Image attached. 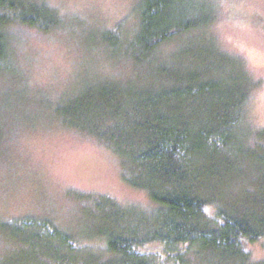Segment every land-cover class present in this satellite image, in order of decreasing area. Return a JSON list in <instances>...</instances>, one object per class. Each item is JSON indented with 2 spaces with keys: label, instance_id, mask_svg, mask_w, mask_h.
Listing matches in <instances>:
<instances>
[{
  "label": "trees",
  "instance_id": "16d2710c",
  "mask_svg": "<svg viewBox=\"0 0 264 264\" xmlns=\"http://www.w3.org/2000/svg\"><path fill=\"white\" fill-rule=\"evenodd\" d=\"M7 1L0 0V69L9 59L4 28L10 21L43 30L62 22L45 1ZM138 11L139 32L128 52L136 61L154 56L170 39L209 26L216 15L212 0H141ZM195 51L186 48L184 56L189 59ZM213 59L208 69L165 65L152 81L136 79L134 101L119 100L120 87L107 82L100 98L78 96L72 108L56 104L64 123L106 140L124 166L136 170L137 176L126 181L146 191L150 207L121 205L102 195L99 230L91 232L88 248H76L75 237L48 220L22 218L7 226L8 233L50 249L49 264H194L191 259L203 264L202 256H208V264H220L225 256L244 260L247 242L264 235V175L245 177L241 184L224 177L246 159L264 165V148L248 145L250 79L234 58ZM222 199L229 202L220 206ZM209 205L215 206L212 214ZM96 241L104 247L97 249ZM149 245L162 251H149Z\"/></svg>",
  "mask_w": 264,
  "mask_h": 264
},
{
  "label": "rangeland",
  "instance_id": "374dc122",
  "mask_svg": "<svg viewBox=\"0 0 264 264\" xmlns=\"http://www.w3.org/2000/svg\"><path fill=\"white\" fill-rule=\"evenodd\" d=\"M36 1H45L62 22L43 30L15 20L4 28L10 54L0 69V264L50 263V249L8 233L13 221L48 220L72 234L76 248L87 244L88 248L91 232L99 230L95 226L102 195L121 205H152L145 190L126 181L137 176L136 170L125 167L106 140L64 123L55 113L56 104L72 108L78 96L94 93L100 98L101 87L110 83L120 87L119 100L134 101L136 79L152 81L161 74L160 67L170 70L181 64L187 70L208 69L214 57L229 62L234 58L252 83L245 113L252 129L248 145L264 148V138L257 141L264 130V76L249 71L239 54L241 48L264 46V0H212L216 11L212 24L166 41L154 56L140 61L128 52L139 32L141 0ZM112 39L118 40L116 46ZM186 48L196 50L189 59L184 56ZM259 172L264 175V165L246 159L224 178L241 184L245 177L252 181L263 176ZM241 174L243 179H238ZM227 187L219 188V193ZM228 202L222 199L218 205ZM213 207H207L208 213L214 212ZM94 245L104 247L97 241ZM147 248L162 251L153 245ZM246 250L244 260L225 256L220 264H264V235L248 241ZM204 257L202 263L208 264V256L201 261Z\"/></svg>",
  "mask_w": 264,
  "mask_h": 264
},
{
  "label": "snow or ice",
  "instance_id": "6c2138e0",
  "mask_svg": "<svg viewBox=\"0 0 264 264\" xmlns=\"http://www.w3.org/2000/svg\"><path fill=\"white\" fill-rule=\"evenodd\" d=\"M246 61V66L251 72H260L264 76V46L259 50L256 48H241L240 53ZM261 124L264 125V115L261 117Z\"/></svg>",
  "mask_w": 264,
  "mask_h": 264
}]
</instances>
